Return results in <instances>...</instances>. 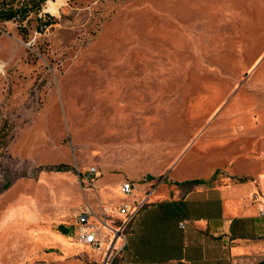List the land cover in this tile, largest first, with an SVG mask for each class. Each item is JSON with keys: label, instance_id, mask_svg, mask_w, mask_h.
Returning <instances> with one entry per match:
<instances>
[{"label": "rangeland", "instance_id": "1", "mask_svg": "<svg viewBox=\"0 0 264 264\" xmlns=\"http://www.w3.org/2000/svg\"><path fill=\"white\" fill-rule=\"evenodd\" d=\"M53 1L0 21V264H103L71 223L85 199L229 182L264 134V0Z\"/></svg>", "mask_w": 264, "mask_h": 264}, {"label": "crops", "instance_id": "2", "mask_svg": "<svg viewBox=\"0 0 264 264\" xmlns=\"http://www.w3.org/2000/svg\"><path fill=\"white\" fill-rule=\"evenodd\" d=\"M255 116L253 122L264 121V113ZM251 125L243 135L245 153L259 156L248 165L230 167L237 174L234 180L213 181L216 168L210 178L202 176L203 172H190L193 174L165 177L166 181L157 184L129 181L131 194L134 186L142 191L119 203L103 204L99 199L94 206L84 198L79 210L90 206L98 211L100 206L115 208L145 200L129 224L115 264H264V152L259 151L264 149V134ZM105 182L102 179L101 185ZM124 182L116 179L108 186L123 193ZM66 191L77 200L72 186ZM73 221L72 217V225Z\"/></svg>", "mask_w": 264, "mask_h": 264}, {"label": "built area", "instance_id": "3", "mask_svg": "<svg viewBox=\"0 0 264 264\" xmlns=\"http://www.w3.org/2000/svg\"><path fill=\"white\" fill-rule=\"evenodd\" d=\"M96 168H90L87 180L95 175ZM132 184L126 181L121 190L130 195ZM259 195L256 193L254 197ZM145 205V200L134 203L124 202L113 208L100 206L96 211L90 206H85L73 215V223L76 226V235L81 243L89 244L95 251H104L103 264H115L117 256L123 250L126 243V233L129 224L136 213Z\"/></svg>", "mask_w": 264, "mask_h": 264}, {"label": "trees", "instance_id": "4", "mask_svg": "<svg viewBox=\"0 0 264 264\" xmlns=\"http://www.w3.org/2000/svg\"><path fill=\"white\" fill-rule=\"evenodd\" d=\"M45 1L46 0H3L0 2V21L13 19L24 20L32 11H39L41 5ZM47 16L48 19L44 23L45 27L49 26L54 21L53 16H51L50 14H48ZM193 182L201 183L203 182V180H193Z\"/></svg>", "mask_w": 264, "mask_h": 264}, {"label": "bare ground", "instance_id": "5", "mask_svg": "<svg viewBox=\"0 0 264 264\" xmlns=\"http://www.w3.org/2000/svg\"><path fill=\"white\" fill-rule=\"evenodd\" d=\"M48 10L55 11V3L53 0H48V5H47ZM79 245H82L78 243Z\"/></svg>", "mask_w": 264, "mask_h": 264}]
</instances>
